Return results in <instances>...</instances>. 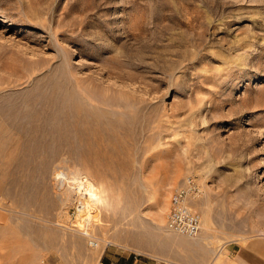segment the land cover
Masks as SVG:
<instances>
[{
    "label": "rangeland",
    "instance_id": "374dc122",
    "mask_svg": "<svg viewBox=\"0 0 264 264\" xmlns=\"http://www.w3.org/2000/svg\"><path fill=\"white\" fill-rule=\"evenodd\" d=\"M188 177L196 254L166 226ZM79 180L83 220L68 216ZM250 239L264 240V0H0V264H198Z\"/></svg>",
    "mask_w": 264,
    "mask_h": 264
},
{
    "label": "built area",
    "instance_id": "2783aa9c",
    "mask_svg": "<svg viewBox=\"0 0 264 264\" xmlns=\"http://www.w3.org/2000/svg\"><path fill=\"white\" fill-rule=\"evenodd\" d=\"M73 189L76 192V199L68 211V216L71 219H77L86 211L87 200L90 198V190L84 180L74 183ZM200 195L201 188L192 177H188L171 192L166 213V226L170 231L189 238H193L198 234L201 226V217L191 207V202ZM89 245L97 246L94 242H90Z\"/></svg>",
    "mask_w": 264,
    "mask_h": 264
},
{
    "label": "crops",
    "instance_id": "0c3cea01",
    "mask_svg": "<svg viewBox=\"0 0 264 264\" xmlns=\"http://www.w3.org/2000/svg\"><path fill=\"white\" fill-rule=\"evenodd\" d=\"M185 237L173 236L171 241L179 244H187L188 251L191 253L194 252L196 254L202 249L200 246L201 241L198 239H187ZM138 255L133 252L124 255L118 254L117 252H105L101 258V264H184L177 258H171L167 261L164 258H158L154 261L143 256V254L141 258H138ZM198 264H264V240L250 239L242 244H227L217 252L211 253L210 251V256Z\"/></svg>",
    "mask_w": 264,
    "mask_h": 264
},
{
    "label": "bare ground",
    "instance_id": "6f19581e",
    "mask_svg": "<svg viewBox=\"0 0 264 264\" xmlns=\"http://www.w3.org/2000/svg\"><path fill=\"white\" fill-rule=\"evenodd\" d=\"M80 219H82V220L85 219L84 214L81 215ZM97 247H98V244H97L96 248H97Z\"/></svg>",
    "mask_w": 264,
    "mask_h": 264
}]
</instances>
